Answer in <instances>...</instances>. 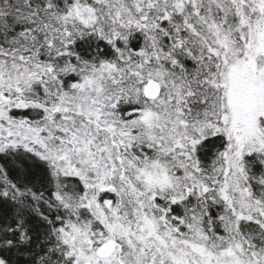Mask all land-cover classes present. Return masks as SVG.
<instances>
[{"label": "snow or ice", "instance_id": "6c2138e0", "mask_svg": "<svg viewBox=\"0 0 264 264\" xmlns=\"http://www.w3.org/2000/svg\"><path fill=\"white\" fill-rule=\"evenodd\" d=\"M0 264H264V0H0Z\"/></svg>", "mask_w": 264, "mask_h": 264}]
</instances>
